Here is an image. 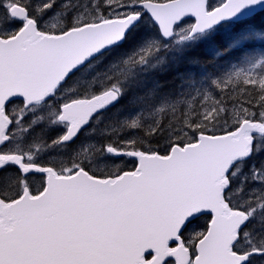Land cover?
Masks as SVG:
<instances>
[{
    "label": "snow or ice",
    "instance_id": "obj_1",
    "mask_svg": "<svg viewBox=\"0 0 264 264\" xmlns=\"http://www.w3.org/2000/svg\"><path fill=\"white\" fill-rule=\"evenodd\" d=\"M258 17L264 0H0V264H264Z\"/></svg>",
    "mask_w": 264,
    "mask_h": 264
},
{
    "label": "trees",
    "instance_id": "obj_2",
    "mask_svg": "<svg viewBox=\"0 0 264 264\" xmlns=\"http://www.w3.org/2000/svg\"><path fill=\"white\" fill-rule=\"evenodd\" d=\"M261 22H264V17H258L255 20L249 21V23L247 25H245V27H249V28L256 27ZM236 34H237V30H233L231 33L221 32V33H219L217 35V37H215L214 39H212L210 41L204 42L202 45H200V47L198 49L193 50V51L187 53V55H189V56H194V55H199V56L210 55V49H212L213 47H215L217 45H227L228 42ZM257 43H258V45H264V39H262L261 41H258ZM181 67L183 69V68L187 67V65H183ZM174 75H175V70L174 69H170L168 71L157 72V78L159 79L160 83H162V84L166 80L167 81H171L173 79Z\"/></svg>",
    "mask_w": 264,
    "mask_h": 264
},
{
    "label": "flooded vegetation",
    "instance_id": "obj_3",
    "mask_svg": "<svg viewBox=\"0 0 264 264\" xmlns=\"http://www.w3.org/2000/svg\"><path fill=\"white\" fill-rule=\"evenodd\" d=\"M198 223H203V220L199 221Z\"/></svg>",
    "mask_w": 264,
    "mask_h": 264
},
{
    "label": "bare ground",
    "instance_id": "obj_4",
    "mask_svg": "<svg viewBox=\"0 0 264 264\" xmlns=\"http://www.w3.org/2000/svg\"><path fill=\"white\" fill-rule=\"evenodd\" d=\"M220 37V36H219ZM211 44V43H210Z\"/></svg>",
    "mask_w": 264,
    "mask_h": 264
}]
</instances>
